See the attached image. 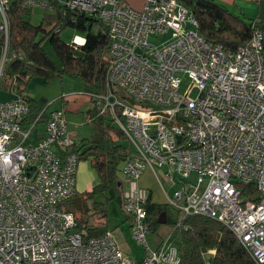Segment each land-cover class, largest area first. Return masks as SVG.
<instances>
[{
    "label": "built area",
    "instance_id": "built-area-1",
    "mask_svg": "<svg viewBox=\"0 0 264 264\" xmlns=\"http://www.w3.org/2000/svg\"><path fill=\"white\" fill-rule=\"evenodd\" d=\"M10 2L0 0V87L7 64L22 57L10 44ZM55 2L108 29L106 91L85 94L97 116H111L128 141L127 164L118 172L122 208L145 255L126 256L109 229L93 236L80 227L69 206L79 159L65 151L78 144L67 109L46 117L41 111L31 122L30 103L17 94L0 100V264H182L172 231L150 244V192L137 182L150 168L162 185L157 167L177 186L171 196L162 188L184 214L178 224L189 215L218 220L264 264L263 29L254 23L250 40L227 51L200 34L178 0H145L141 9L125 0H22V6L54 10ZM167 33L161 44L150 43ZM181 74L191 80L183 90Z\"/></svg>",
    "mask_w": 264,
    "mask_h": 264
},
{
    "label": "trees",
    "instance_id": "trees-1",
    "mask_svg": "<svg viewBox=\"0 0 264 264\" xmlns=\"http://www.w3.org/2000/svg\"><path fill=\"white\" fill-rule=\"evenodd\" d=\"M178 1L197 19L200 34L212 44H222L227 51H235L250 40L254 23L264 31L261 14L257 18L248 19L230 11L217 0ZM54 10L56 23L47 28L44 22L36 25L25 18L33 10L24 8L22 0H11L8 9L11 48L21 53L22 57L7 64L0 89L3 87L9 90L11 86L13 93L29 101L30 113L27 119L31 122L41 111L46 117L50 106L44 107L40 101L27 94L26 87L34 77H40L45 83H49L52 79H62L67 75L81 81L86 92L106 91V53L110 46L106 25L94 16L70 10L58 2L54 3ZM65 27L81 31L85 42L76 44L73 41H64L60 33ZM47 42L53 50L52 53L45 45ZM2 44L3 35L0 33V56ZM88 113L98 119L101 125L106 123L105 116H97L96 110L90 109ZM44 120L46 119L42 121ZM108 128H114L112 121ZM116 130L125 139L121 130ZM127 148V145L118 143L108 130V133L104 131L99 140H82V144L65 149L67 153H77L79 162L91 158L99 175V182L82 196H78L77 192L69 205L86 211L89 198L110 189L117 190L120 183L119 163L126 158ZM169 207L172 206L168 203L153 202L150 196L146 209L152 232H156L162 225L161 215L163 212L168 215ZM104 215H107L105 209L101 211V216ZM78 221L80 227L86 228L93 236L102 235L106 230L88 222L84 224L80 217ZM171 242L178 246L182 264H256L232 232L220 221L209 217L189 215L180 224L176 222ZM213 249L216 253L210 254L209 251Z\"/></svg>",
    "mask_w": 264,
    "mask_h": 264
},
{
    "label": "rangeland",
    "instance_id": "rangeland-1",
    "mask_svg": "<svg viewBox=\"0 0 264 264\" xmlns=\"http://www.w3.org/2000/svg\"><path fill=\"white\" fill-rule=\"evenodd\" d=\"M260 8L256 7L255 5L247 6L244 9H240L235 4L232 3H225L227 6V9L231 8H237L239 10H235L236 12L239 11V14H243V16L247 15L249 17H257L261 14L262 19H264V0L261 1ZM55 10L47 9L44 7H35L33 11L30 14H26L25 18H27L30 22L33 24H40L41 22H44L47 28H50L52 25L56 23V14ZM246 17V16H245ZM247 17V18H249ZM189 19V17H188ZM61 38L66 41L70 42L73 40L79 39L80 36L83 37V33L81 31H76L72 27H65L61 30L60 33ZM170 36V33H167L163 37H155L152 36L150 38V43L154 45H159L162 42L166 41ZM46 47L50 50L52 53L53 50H51V46L49 42H47ZM184 80V84H182L181 90L185 89L186 86L191 83V80L185 77L184 74H181ZM61 80L60 78H57ZM63 96L66 98L67 101L75 100L76 102H83V112L87 114V108L88 103H84V99L87 97L85 94V87L83 83L75 78H72L70 76H64L63 78ZM39 83L40 87L35 88V85ZM46 85L45 81L40 77H34L31 82L27 85L26 89L27 92L31 96H36L39 101L42 99V88L41 86ZM197 91L193 92V96H195ZM9 92L5 88L0 89V100H6L8 99ZM61 98H58L53 102V100H49L43 104L44 107L46 105H50L48 110H52L58 106H60V100ZM72 99V100H71ZM65 107V106H64ZM62 108V107H60ZM113 122V127L116 129H119L118 124L112 120L111 116L105 117V124L101 125L98 122V119L95 117H91V115H88L87 118L84 120V123L80 126H76L74 131H76L78 134L77 136L81 139L86 138L87 140H98L104 135V131L108 133V130H110L111 134L115 137L118 143H121L123 145L128 146V141L126 139L121 138L117 130L112 128L109 129L108 126ZM39 129L44 130L45 125L44 122H42L39 125ZM77 138V141L80 139ZM83 160V159H82ZM87 160H83L79 162L78 166V172H77V179H78V190L80 192V195L85 193L88 188H90V184L94 182L95 176L91 171V168L89 165H87ZM127 164V160L123 159L119 163V169H123L125 165ZM150 169V168H148ZM147 170V169H146ZM151 170V169H150ZM156 171L160 177V180L166 187V190L168 194L171 196L174 194V191L176 190L177 186H169L164 174V168H156ZM153 176H150L149 178V184L154 189V197H156V200H161L162 202L167 201V197L163 191L162 185L157 178L156 174L152 172ZM180 175H178L179 177ZM98 180V179H97ZM97 182V181H96ZM95 182V184H96ZM94 184V185H95ZM126 187L125 183L123 184ZM92 186V185H91ZM122 185H119L117 190L110 189L108 191L100 192L94 195L93 197L89 198L87 200L88 209L86 211H80V210H74L78 217L82 218L84 221H82L84 224L85 222H88L90 224H95L99 228L103 229H109L112 231L116 241L119 243L121 249L123 250L124 254L126 256L130 257H143L145 255V247L142 244L137 243L132 238L131 233V226L130 221L126 215V213L123 211L122 204L124 202V195L122 193ZM105 209L107 210V215L101 216V211ZM184 214L180 211H177L176 209L169 207L168 209V222L165 224H162L156 232H153L150 236V244L152 247H156L162 237H167L170 232L173 230L175 223L181 221Z\"/></svg>",
    "mask_w": 264,
    "mask_h": 264
},
{
    "label": "crops",
    "instance_id": "crops-1",
    "mask_svg": "<svg viewBox=\"0 0 264 264\" xmlns=\"http://www.w3.org/2000/svg\"><path fill=\"white\" fill-rule=\"evenodd\" d=\"M125 1H127L131 6H133L134 8H137V9H141L143 7V5H144V2H145V0H125ZM217 1L219 3H221L223 6H225L226 8H227V6L225 5V3H232V4H235L237 7H239L240 9H244L245 7L251 6V5H255L256 7L260 8V5L262 4L261 3L262 0H217ZM235 10H239V9H237V8H231L230 9V11H233V12H236ZM236 13H239V11L236 12ZM242 16H243V14H242ZM245 16H246V18L249 17L247 15H245ZM257 17H249L248 19H254V18H257ZM61 84L63 85V79L59 80V79L55 78V79H52L49 83H46V85L41 86V88L43 90V92H42L43 96H42V98H41L42 100L40 102L42 104H44V101L47 102L49 100H53V102H54L58 98H61L60 99L61 101H59L60 102V106H58V107H56L54 109H58L60 107H64L65 106V108L67 109L66 110V115H67V118H68L70 134L75 139V141H77V138H79L77 136L78 133L76 131H74L73 129H75L76 126H80L81 124H83L84 120L87 118V116L90 115L88 113L89 110L91 109L90 101H89V98H87V97L84 99L85 100L84 103H88V108H87V111H86L87 114H86V113L83 112V109H82L83 102H78V101L76 102L75 100H72V99H71L72 101H67L66 98H64V96L62 94L64 92L62 90L63 86H61ZM39 87H40V85H39V83H37L35 85V88L37 89ZM7 91L9 92L8 99H13L16 96V94L13 93L12 91H10V90H7ZM85 92H86V90H85ZM27 94L30 97L38 100L36 96H31L28 92H27ZM8 99H6V100H8ZM50 111L48 110L47 113H49ZM79 139L80 140L77 141L79 144L80 143L82 144V140H84L85 142L90 141V140H87L86 138H83V139L79 138ZM83 160H87L86 164L90 166L91 171H93L92 173L95 175V176H93L94 177V182L91 183L90 186H89L90 188L87 189V191H90L99 182V175H98L96 169L94 168V166H93V164L91 162V158H86V159H83ZM83 160H81V161L83 162ZM152 172L153 171L150 170V169L145 170V172L143 173L141 178L138 180L137 184H138L139 187H141L143 189H146V190H148L150 192V196H151V199H152L153 202H156V203H167V201H165V202H162L161 200L157 201L156 197H154V189L149 184V178H150V176H153ZM95 182H96V184H95ZM76 185H78V179H77V184ZM162 185L164 186V184H162ZM169 186L171 187L170 184H169ZM165 189H166V187H165ZM77 192H78V196H80V192L78 190V186H77ZM69 206L73 210H76V209L79 210L76 207H72L71 205H69Z\"/></svg>",
    "mask_w": 264,
    "mask_h": 264
},
{
    "label": "water",
    "instance_id": "water-1",
    "mask_svg": "<svg viewBox=\"0 0 264 264\" xmlns=\"http://www.w3.org/2000/svg\"><path fill=\"white\" fill-rule=\"evenodd\" d=\"M120 185V184H119ZM160 222L162 224H165L168 222V215H167V212H163L162 215H161V218H160Z\"/></svg>",
    "mask_w": 264,
    "mask_h": 264
}]
</instances>
